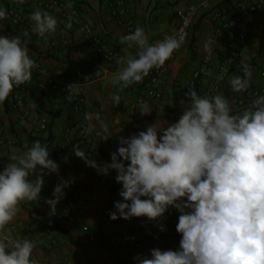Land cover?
<instances>
[{
    "label": "clouds",
    "instance_id": "obj_1",
    "mask_svg": "<svg viewBox=\"0 0 264 264\" xmlns=\"http://www.w3.org/2000/svg\"><path fill=\"white\" fill-rule=\"evenodd\" d=\"M6 16V10L0 9V19ZM30 18L32 31L40 37L57 29V19L46 11L36 10ZM68 19L66 27L71 28L72 17ZM23 35L28 36V32ZM185 36L166 35L150 44L144 29L137 26L120 38L129 48H138L136 57L127 58L112 83L119 91L142 82L150 70L164 66ZM26 43L20 36L0 35V104L14 86L31 81L32 70L38 67L29 57ZM204 47L212 52L209 42ZM116 62L124 63L119 57ZM243 73L231 79L233 92L249 88L248 64L243 65ZM186 95L191 104L177 122L168 125L159 138L161 128L155 123L146 131L121 137L111 163L98 165L77 144L72 151L102 175L116 170L124 202L114 203L116 211L109 214L110 219L119 215L125 220L141 216L156 220L169 206L181 213L176 225L181 234L179 250L152 249L151 258H134L138 264H264V95H258L241 114H230L229 101L223 95L202 97L192 88ZM113 101L118 105L120 95L114 94ZM138 110L148 115L152 108L141 101ZM102 127L107 133L108 127ZM14 161L0 171V229L17 215L20 202L40 198L44 170L59 172L38 140ZM33 175L35 179H30ZM70 183L55 186L54 198L45 201L51 211ZM33 248L29 240L7 242L5 237L0 240V264H37L31 258Z\"/></svg>",
    "mask_w": 264,
    "mask_h": 264
},
{
    "label": "crops",
    "instance_id": "obj_2",
    "mask_svg": "<svg viewBox=\"0 0 264 264\" xmlns=\"http://www.w3.org/2000/svg\"><path fill=\"white\" fill-rule=\"evenodd\" d=\"M67 5L77 9L82 19L91 23L94 30L114 50V60L106 62L101 59L92 46H83L79 43V35L72 25L67 28V21L60 20L53 13L58 23L53 38L66 37L65 48L51 46L38 36L32 34L27 27L0 25V35L6 37L20 36L26 41L29 57L40 61L44 67L54 75L67 74L75 76L83 74L88 82L84 85V106L80 116H74L70 105L62 98L51 100L43 97L37 87L40 75L32 74V79L20 86H14L12 92L3 104H0V126L5 135L13 140L11 146H0V162L9 165L14 158L23 155L31 147L34 140H38L49 151V158L54 160L59 172L47 173L44 170L43 186L45 190H53L63 181H71L70 186L62 189L63 200L75 212L77 220L88 228L82 231L77 225L66 221H54L48 216V204H39L36 200L22 201L18 205L17 215L3 229H0V240L7 237V242L17 240V233L33 243L32 259L44 264H138L135 257L151 258L150 250L161 251L179 250L181 234L177 232L175 241L168 245L163 234L153 238L147 233V226L152 221L172 219L178 223L179 211L172 215L169 206L161 217L149 220L145 216L131 217L127 220L110 219V213L116 211L114 203L124 202L119 192L122 184L116 182V170L110 169L107 175H102L97 169L86 165L85 161L67 151L62 158L55 154V143L61 139L66 129L74 130L77 118H82L90 129L85 146L79 149L89 159L95 160L98 165L111 163V155L121 146L120 138H128L140 131H146L149 125L155 123L158 138L162 131L172 123L178 121L191 101L183 89V82L188 75L200 64V59L209 53L204 45L210 43L212 52L226 45L228 34L217 33L209 21V10L215 5H224L228 0H134L130 5L135 28L144 29L150 44L162 40L166 35H174L177 25L176 12L188 4L196 6V15L191 35L181 47L174 51V56L168 61V69L162 75V97L159 100L148 99L145 102L152 108L148 115H141L137 109L133 116H127L119 110L113 101L114 94L121 97V101L129 95H136L144 88L143 82L134 83L126 88L119 89L112 83V77L126 66L129 56L136 57L138 48L121 43L120 38L128 35L126 29L118 26L105 0H62ZM36 10H44L33 5L23 8V16L27 25L34 27L31 14ZM257 28L260 34L255 36L253 30ZM27 31L28 36L23 33ZM211 52V53H212ZM119 57L124 63H117ZM264 59V15L260 16L252 28L246 45L236 59L234 68L226 80L221 84L217 95L225 96L230 104V114H241L251 102L244 106H235L230 103L232 97L240 96L242 92H233L230 81L238 76L244 64L250 65L249 88L261 85L259 78V63ZM217 61V58H215ZM208 84V78H201L198 82L197 94L202 96ZM17 95L27 112L25 118H19L18 111L11 108L13 96ZM120 101V102H121ZM43 113L48 117V129L44 133L36 132L37 116ZM102 125L108 127L103 131ZM105 139L106 136H109ZM121 158L118 157V160ZM125 165L129 163L124 162ZM0 171H3L0 169ZM37 171H39V166ZM35 179V175L30 177ZM110 189L114 193L112 209L108 211ZM45 199L47 193L41 192ZM146 197H141L145 199ZM127 203H131L128 201ZM187 211V209H186ZM41 229L47 232L52 240L48 246L47 238H38L33 231ZM90 235L94 236L90 240ZM117 236L124 237L128 243L124 246L114 242ZM136 247V245H138Z\"/></svg>",
    "mask_w": 264,
    "mask_h": 264
},
{
    "label": "built area",
    "instance_id": "obj_3",
    "mask_svg": "<svg viewBox=\"0 0 264 264\" xmlns=\"http://www.w3.org/2000/svg\"><path fill=\"white\" fill-rule=\"evenodd\" d=\"M134 0H105V5L108 8L114 22L126 29L128 32L135 30L133 17L130 13V5ZM171 1V0H164ZM33 5L46 12L53 13L60 20L69 22V16L72 17L71 24L77 30L79 35V43L83 46H92L95 53L104 61L112 62L114 60V50L101 36L94 30L91 23L82 19L80 12L74 7H67V4L62 0H0V9H5L7 16L5 19H0V25L8 24L10 26L27 27L29 31L38 36L32 31L33 26L27 25L23 16V8L25 6ZM196 15V6L188 4L183 9L176 12L177 25L175 27L174 35L186 33L185 41L189 38L192 31ZM264 15V0H228L226 4L213 6L208 13L209 21L217 33H227L228 39L226 45L212 53H205L200 59L199 66L191 71L183 82V89L188 93L192 88L197 92L198 82L201 78H208V84L204 90L203 96H214L219 93L221 84L232 72L236 59L239 57L242 48L246 45L252 28L255 26L258 18ZM51 46H60L65 48L67 45L66 37L59 39L53 38L51 33L44 37L38 36ZM174 52L171 56L173 58ZM170 58V59H171ZM217 58V61H215ZM169 59V60H170ZM167 60L159 69L153 68L149 75L144 77L142 82L144 84L143 90L138 94L129 95L124 98L119 104V110L127 116H133L137 111L140 102L148 99L159 100L162 97L161 83L162 75L168 69ZM38 67L32 70V74L40 75L37 81V87L41 95L47 99L57 100L59 97L66 100L70 105L71 112L74 116H80L84 106V85L88 82L86 76L77 74L75 76L61 74L54 75L47 70L44 65L34 60ZM259 78L262 83L258 87L248 88L246 92H242L240 96L232 97L230 103L235 106H244L245 103L253 101L258 95H264V59L259 63ZM71 95L72 99L69 101L68 97ZM11 108L18 111L19 118H25L27 112L24 110L22 100L17 96H13ZM74 125V130L66 129L63 136L55 143V154L58 158H62L63 154L71 151L74 145L79 147L85 146L88 136L91 135L89 125L77 118ZM48 117L40 113L37 116L36 132L44 133L48 129ZM13 140L6 136L0 126V146H11ZM7 165L0 162V169H4ZM46 192L48 198L45 199L41 192ZM40 198L36 200L39 204L45 203L46 200L53 199V190H45L42 187ZM172 215H176L178 210L171 209ZM48 216L54 221H66L70 224L77 225L82 231H87L88 228L78 222L74 210L60 199L55 207V211H51L48 204ZM163 228V230H161ZM38 238H47L48 246L52 245V240L48 237L47 232L41 229H36L33 232ZM147 233L149 237L153 238L157 234H163L165 242L170 245L176 237L177 231L172 219L165 221H152L147 226ZM94 236L90 235V240ZM17 240H26L22 233H17ZM114 242L118 245L124 246L128 240L124 237L117 236ZM136 245V247H138ZM37 264H44L37 261Z\"/></svg>",
    "mask_w": 264,
    "mask_h": 264
},
{
    "label": "trees",
    "instance_id": "obj_4",
    "mask_svg": "<svg viewBox=\"0 0 264 264\" xmlns=\"http://www.w3.org/2000/svg\"><path fill=\"white\" fill-rule=\"evenodd\" d=\"M250 66V65H249ZM244 73H243V68L240 70L239 72V75L238 76H243ZM113 203H114V193H113V190L110 189V200H109V204H108V211H110L112 209V206H113Z\"/></svg>",
    "mask_w": 264,
    "mask_h": 264
},
{
    "label": "rangeland",
    "instance_id": "obj_5",
    "mask_svg": "<svg viewBox=\"0 0 264 264\" xmlns=\"http://www.w3.org/2000/svg\"><path fill=\"white\" fill-rule=\"evenodd\" d=\"M253 33H254L255 36H257V35L260 34V30L257 29V28H255V29L253 30Z\"/></svg>",
    "mask_w": 264,
    "mask_h": 264
}]
</instances>
